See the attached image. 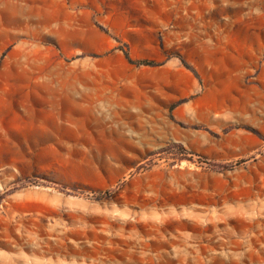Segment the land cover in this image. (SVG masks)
<instances>
[{"label":"rangeland","instance_id":"rangeland-1","mask_svg":"<svg viewBox=\"0 0 264 264\" xmlns=\"http://www.w3.org/2000/svg\"><path fill=\"white\" fill-rule=\"evenodd\" d=\"M0 264H264V0H0Z\"/></svg>","mask_w":264,"mask_h":264},{"label":"trees","instance_id":"trees-1","mask_svg":"<svg viewBox=\"0 0 264 264\" xmlns=\"http://www.w3.org/2000/svg\"><path fill=\"white\" fill-rule=\"evenodd\" d=\"M147 61H142V63H146Z\"/></svg>","mask_w":264,"mask_h":264}]
</instances>
